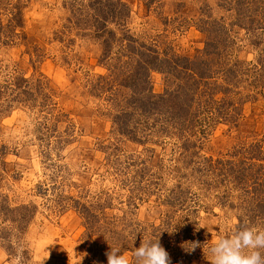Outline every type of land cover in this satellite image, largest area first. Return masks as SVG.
Here are the masks:
<instances>
[{"label":"rangeland","instance_id":"1","mask_svg":"<svg viewBox=\"0 0 264 264\" xmlns=\"http://www.w3.org/2000/svg\"><path fill=\"white\" fill-rule=\"evenodd\" d=\"M90 1L21 0V35L0 45V264H101L98 246L108 247L113 239L120 245L128 237L135 251L137 227L165 226L169 219L174 228L160 230L159 243L171 264H209V248L227 229L245 227L239 218L246 221L252 197L243 192L246 183L195 173L189 156L195 151L194 162L201 165L204 159L236 155L235 161L248 160L249 173H257L264 165L262 92L245 77L241 93L247 101L238 124L215 123L190 154L172 135L158 132L154 116L140 121L133 115L128 131L135 134H128L113 117L120 109L133 110L126 104L133 92L120 72L118 43L111 48L112 59L104 58L108 35L99 37L90 23ZM111 1L127 6L123 26L107 22L117 38L127 31L182 57L204 49L201 28L207 17L230 18L219 0ZM234 32L238 50L232 58L247 62L252 78L259 48L250 46L244 31ZM131 63L125 69L133 68ZM17 78L27 83L14 87ZM149 79L156 95L171 82L157 71ZM251 145H259L256 157L262 161L252 164L249 155L239 154ZM180 192L182 207L177 200L172 204ZM3 204L10 209L3 211ZM81 207L99 217L96 223L85 219ZM187 219L197 224L203 243L181 257L175 251L183 243L176 227ZM247 226L264 228L261 220ZM123 255L134 264V253Z\"/></svg>","mask_w":264,"mask_h":264},{"label":"trees","instance_id":"2","mask_svg":"<svg viewBox=\"0 0 264 264\" xmlns=\"http://www.w3.org/2000/svg\"><path fill=\"white\" fill-rule=\"evenodd\" d=\"M20 1L0 0V45H11L21 35L24 15ZM219 2L220 9L224 10L230 18L222 17L211 20L207 17L201 28L205 36L204 49L192 58L171 53L168 48L162 47L161 49L156 43L152 45L138 40L127 31L124 37L117 38L114 31L107 29V22L113 19L115 25L123 26L127 6L111 0L89 2L88 8L94 11V20L90 23L100 33L99 37L103 34L108 35L103 38L104 58L112 59L111 48L118 43L120 51L116 58L118 64L123 65L122 69H119L128 83L126 87L131 88L133 92L126 101V104L130 105L133 110L124 112V109H120L121 111L113 117L115 121L120 122V129L128 134H135L132 129L128 131L133 115H136L140 121L141 117L144 120L146 117L154 116L160 122L158 132L165 136L172 135L190 154L191 148L197 149V141L200 142L202 138H205L207 130L215 123L221 121L232 125L238 124L242 116L241 106L244 101H247L241 93V84L245 77L251 79L250 87L260 90L261 97L264 99V0H219ZM85 14L80 15L82 20L86 17ZM80 22L78 21L79 24ZM235 29L244 31L250 37V46L259 48V57L253 66L255 75L252 78L248 76L249 64L247 62L243 64L239 59L232 58L231 53L238 50L235 37H233L236 35ZM123 58H125L124 62ZM129 60L133 68L127 70L125 68ZM153 71L161 72L171 80L163 94L156 95L151 89L149 77ZM19 83L27 82L20 78L11 81L14 87H19ZM24 92L29 93V90ZM247 96L253 98L251 95ZM45 97L48 102L53 100L51 94ZM259 150V145H251L247 150H239V154L245 152V156L249 155L248 159L255 164L256 160L262 161L256 157ZM196 155L194 151L189 156V163L195 165L192 169L195 173L199 175L210 173L212 178L218 177L223 183L226 181H233L238 185L242 182L246 183L243 192L246 196L251 194V206L247 208L249 211L246 212V221L239 218V225L247 226L258 220H261L264 225V165L261 164L259 171L253 174L249 173L252 165H247L248 160L235 161L236 155H233V159L227 160L204 159L205 162L201 165H196L194 162ZM182 195L185 194L180 192L179 197L174 199L172 204L177 200L179 207L184 206ZM1 209L7 211L10 208L3 204ZM82 209L85 212V219L90 224L96 223L99 217L90 213L87 208L81 207ZM184 223H179L180 225L176 227L183 243L175 251L181 257L188 255L195 245L198 246L194 249L199 248L203 243L197 224H193L189 219ZM164 225L166 227L161 225L137 227L140 239L138 243H135L136 247H140L142 240H148L145 235L149 232H156L154 238L160 239L163 235L161 231L167 233L168 230L174 228L170 219ZM194 225L197 228H194ZM127 227L129 228L130 225ZM137 228H133L132 231L130 229L132 236L137 232ZM111 233L112 231L109 234ZM111 248L119 249L121 254L134 253L133 247L128 244V237L123 238L120 245L113 239L108 247L104 244L97 247V255L104 257V262L101 264H107L106 253H109Z\"/></svg>","mask_w":264,"mask_h":264},{"label":"clouds","instance_id":"3","mask_svg":"<svg viewBox=\"0 0 264 264\" xmlns=\"http://www.w3.org/2000/svg\"><path fill=\"white\" fill-rule=\"evenodd\" d=\"M227 231L209 248V264H264V228L245 226ZM106 255L107 264H133L117 248H111ZM134 264H171V259L159 238H153L142 240L140 247L135 248Z\"/></svg>","mask_w":264,"mask_h":264}]
</instances>
